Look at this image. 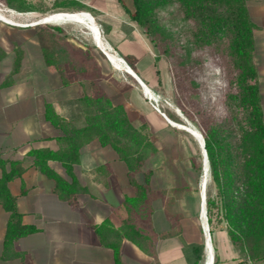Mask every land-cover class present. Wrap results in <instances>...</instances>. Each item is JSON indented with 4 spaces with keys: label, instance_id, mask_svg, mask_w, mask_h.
I'll return each mask as SVG.
<instances>
[{
    "label": "rangeland",
    "instance_id": "1",
    "mask_svg": "<svg viewBox=\"0 0 264 264\" xmlns=\"http://www.w3.org/2000/svg\"><path fill=\"white\" fill-rule=\"evenodd\" d=\"M22 1L27 6L25 9L11 7L0 0V87L35 93L33 103L38 113H45L48 101L58 113L77 125L85 122L76 102L84 93H103L114 104L127 105L129 119L137 127L145 125L157 147L136 175L143 181L144 172L153 170L154 211L167 206L174 218L178 217L176 221H180L181 227L184 218L202 215L201 184L207 186L210 181L209 168L204 167L202 137L214 124L235 128L237 119L244 115L232 99V95L240 92L237 83L240 69L230 52L229 38L218 37L209 43L200 40L196 35L197 21L185 16L177 2L159 7L157 27L146 33L145 28L131 19L130 13L134 10L131 0H77L87 6L86 10L68 5L70 0ZM52 25L63 28L65 36L58 34L69 43L74 57L87 65L84 73L65 65L69 84L44 59L38 33L41 28ZM92 25L98 34L91 29ZM123 25L135 29L139 40L157 58V80L149 86L148 94L157 98L154 103L180 127L167 122L152 105L143 86L136 92L134 85L124 79L125 72L135 76L114 37V33H122ZM254 54L255 49L253 60ZM19 55L20 64L15 70ZM150 109L157 114H148ZM96 145L98 142H93L82 149V164H95L92 150ZM201 161L203 170L200 171L197 167ZM133 189L135 192L134 186Z\"/></svg>",
    "mask_w": 264,
    "mask_h": 264
},
{
    "label": "trees",
    "instance_id": "2",
    "mask_svg": "<svg viewBox=\"0 0 264 264\" xmlns=\"http://www.w3.org/2000/svg\"><path fill=\"white\" fill-rule=\"evenodd\" d=\"M11 7L25 9L22 0H5ZM123 2V0H119ZM134 10L131 19L149 33L157 27L156 10L177 2L185 16L198 23L196 35L200 40L213 42L227 36L230 52L235 56L240 69L238 76L239 93L232 99L240 106L244 115L237 119L235 128L214 124L204 135L207 166L210 181L206 190V213L210 226L225 223L236 248L251 260L252 264L264 261V113L257 68L253 60L255 49L254 22L249 14L246 0H131ZM76 9H87L77 0H70ZM31 8V7H30ZM126 8V7H125ZM127 9V8H126ZM63 28L58 25L40 29L38 37L46 63L56 69L63 82L69 84L65 65L84 73L85 63L74 57ZM122 56V55H121ZM135 71L131 56H122ZM21 56L16 60L18 69ZM77 104L85 122L77 125L56 111L51 102L45 103V118L60 130L56 137L58 147L32 148L28 155L32 164L48 178L54 180V192L62 200H71L75 195L88 190L74 173L80 163L82 148L97 139L104 146H111L128 168V178L135 192L126 195L123 206L126 218L115 225L107 217L96 225V233L102 245L114 252L115 264H124L121 256L123 240L129 239L141 250L156 256L155 241L182 232L181 224L165 206L166 217L171 229L157 233L153 227L154 189L151 186L153 170L144 172L143 181L136 175L142 171L145 160L156 152L157 147L145 125L135 126L129 119L122 104H114L103 93L82 94ZM237 118V117H236ZM57 161L64 168L67 177L60 174L50 161ZM105 165L98 166L102 169ZM203 170V161L197 167ZM26 167L22 160L6 158L0 152V205L9 213L3 239V259L15 257L24 259V253L15 250L14 244L20 237L38 231L33 224L22 220L17 206V197L12 194L9 182L21 176ZM25 192V189L22 190ZM176 221V223H175ZM175 228V229H174ZM190 264H199L203 244L188 246Z\"/></svg>",
    "mask_w": 264,
    "mask_h": 264
},
{
    "label": "crops",
    "instance_id": "3",
    "mask_svg": "<svg viewBox=\"0 0 264 264\" xmlns=\"http://www.w3.org/2000/svg\"><path fill=\"white\" fill-rule=\"evenodd\" d=\"M246 3L255 24L254 63L264 110V0H246ZM91 29L98 34L93 25ZM121 31V34L114 33L117 45L123 56L136 58L134 67L137 71H134L135 77L127 72L123 77L134 85L136 92L143 86L148 94L149 86L157 80L159 62L148 46L139 40L135 29L123 25ZM113 32L114 29H111L110 33ZM34 98L35 93L30 91L22 93L19 88L0 87V152L6 158L22 160L26 167L21 176L9 182V188L17 197L23 222L38 228V231L15 241V250L24 253L23 260L17 257L3 259V239L9 213L0 205V264H115L113 250L102 245L95 227L107 217L115 225H120L127 216L123 201L126 195L134 194L127 165L111 146H104L97 139L91 141L83 148L98 142L92 150L95 164H82L81 150L80 163L74 168L75 175L82 184L87 185L88 190L71 200L60 199L54 192V180L41 173L27 154L32 148L56 149V137L60 135L59 129L45 118L44 111L37 112ZM139 100L143 101L141 97ZM124 106L129 112L127 105ZM146 107L149 108L148 105ZM147 113L157 114L152 109ZM162 116L176 125L167 114ZM50 164L65 175L60 163L51 160ZM101 165L106 167L97 169ZM78 166H81L80 170ZM13 187H16L15 190ZM202 187L201 184V190ZM23 189L25 192H22ZM200 209L202 215L199 217L196 215L181 221L180 234L155 241L156 256L147 254L125 238L121 246L124 264H190L188 254L191 250L188 246L192 243L204 245L199 264H252L233 244L227 225L210 226L203 203ZM152 222L157 233L170 227L164 209L156 208ZM207 226L210 239L204 233ZM260 264H264V261Z\"/></svg>",
    "mask_w": 264,
    "mask_h": 264
},
{
    "label": "water",
    "instance_id": "4",
    "mask_svg": "<svg viewBox=\"0 0 264 264\" xmlns=\"http://www.w3.org/2000/svg\"><path fill=\"white\" fill-rule=\"evenodd\" d=\"M135 75H136V73H135ZM139 80H140V82H142L141 81V79L140 78H138ZM202 142H201V148H202V151H203V154H204V167H207L208 168V166H207V160H206V150H205V147H204V138L202 137ZM205 187H206V183H204V185H203V193H202V196H203V207H204V210H205V212H206V192H205ZM209 239H210V236H209Z\"/></svg>",
    "mask_w": 264,
    "mask_h": 264
},
{
    "label": "built area",
    "instance_id": "5",
    "mask_svg": "<svg viewBox=\"0 0 264 264\" xmlns=\"http://www.w3.org/2000/svg\"><path fill=\"white\" fill-rule=\"evenodd\" d=\"M153 94H154V92H153ZM148 97L150 98V100H151V103H152V105L162 114V115H165L166 116V113L164 112V111H162L161 110V108L157 105V104H155L154 102L155 101H157V98L155 97V96H153V97H151L149 94H148ZM204 233H205V235L207 236V234H208V238H209V236H210V231H209V227L207 226V230L205 229L204 230Z\"/></svg>",
    "mask_w": 264,
    "mask_h": 264
},
{
    "label": "bare ground",
    "instance_id": "6",
    "mask_svg": "<svg viewBox=\"0 0 264 264\" xmlns=\"http://www.w3.org/2000/svg\"><path fill=\"white\" fill-rule=\"evenodd\" d=\"M8 20H9V19H8ZM9 21H11V20H9ZM11 22H12V21H11ZM114 57L117 58L118 60H120L121 62L125 63V62L123 61V59H121L120 57L115 56V55H114ZM130 70H131V73H132L133 75H135L134 71H133L131 68H130ZM205 175H207V173H205Z\"/></svg>",
    "mask_w": 264,
    "mask_h": 264
}]
</instances>
